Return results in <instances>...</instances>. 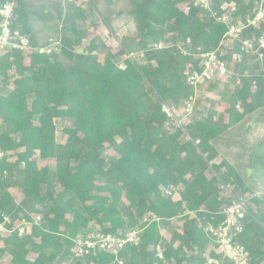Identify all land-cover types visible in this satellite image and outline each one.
Returning <instances> with one entry per match:
<instances>
[{"label": "trees", "instance_id": "obj_1", "mask_svg": "<svg viewBox=\"0 0 264 264\" xmlns=\"http://www.w3.org/2000/svg\"><path fill=\"white\" fill-rule=\"evenodd\" d=\"M62 1L0 0V7L13 5L10 28L31 47L59 43L50 53L0 51V224L13 230L31 223L29 234H0V261L8 255L10 264H111L114 257L101 251L76 258L74 239L140 228L139 243L119 253L126 264H204L217 255L208 250L203 222L218 225L228 204L220 178L247 201L249 216L235 244L249 264L264 263L263 197L226 161L212 164L216 176L208 164L218 156L213 141L264 111V49L245 54L240 44L264 36V22L244 30L223 57L241 54L231 64L240 83L231 82L224 125L208 117L187 120L185 141L160 109L165 102L182 110L193 93L186 67L198 70L199 56L215 51L230 25L252 17L256 0H207V8L195 0H89L87 9ZM223 3L234 12L220 10ZM212 13L228 16L226 23ZM99 23L114 32L132 24L133 31L121 50L100 54L102 42L88 38V27ZM57 120L71 121L62 127V141ZM151 214L157 219L143 223Z\"/></svg>", "mask_w": 264, "mask_h": 264}, {"label": "built area", "instance_id": "obj_2", "mask_svg": "<svg viewBox=\"0 0 264 264\" xmlns=\"http://www.w3.org/2000/svg\"><path fill=\"white\" fill-rule=\"evenodd\" d=\"M196 4L202 5L207 8V0H195ZM228 13L234 12L235 8L231 4L223 3L220 10H226ZM13 14V5L10 3L4 4L0 7V51L4 50H20V51H37L38 53H50V51H56L54 46H58V42H54L51 45L34 48L31 47L28 39L21 35L18 30H11L10 21ZM213 17H216L215 13H212ZM228 16L216 17L217 22H224ZM264 22V0H256L254 2L253 16L247 18L244 23L239 25H230L223 37V41L219 44L215 51L206 52L199 56V69L195 70L191 65H188L185 70V83L189 86L193 93L184 101L182 110L178 115H175L177 109H174L172 105L168 103H161V112L166 116L169 126L172 124L175 127L180 128L183 131V139L185 141L190 140V137L184 130V123L190 120V116L193 112V107L198 100L199 87L205 84L213 85L216 81L224 82L231 87L233 82L234 87L238 86L240 81L238 74L232 71L231 64L233 62H240L241 54H233L231 60L223 58L225 53L232 49L233 43L239 40V35L246 29L252 27L257 28ZM241 51L245 54H254L260 49H264V36L259 37L257 40H243L240 42ZM152 49H163L165 45L162 43H151ZM126 58L133 59L134 54L125 52ZM167 126V127H168ZM195 145L199 144V140H196ZM3 153L0 151V158ZM211 167V176L217 175L212 173L211 161L208 163ZM217 187L220 191V195L228 199L227 206L223 209V220L214 225L210 221L203 222L204 232L206 233L210 244L208 250L211 247L215 248L217 257H207L204 264H222L224 260L231 264H249L246 254L243 248L234 242L236 235L240 234L245 226V219L249 216L248 206L246 198L236 195L229 184L218 178ZM172 187L165 190L166 195H170ZM3 221L7 222L8 218L2 214ZM154 215L146 216L142 219L143 223H150L151 220H156ZM36 223V222H34ZM31 223L22 221L15 229L7 230L3 224H0V234L7 232L11 233L17 231V235L29 234ZM142 229L136 228L134 230L123 233L117 231L113 234H104L99 232L88 233L86 236L75 238V247L73 249V255L76 258H84L95 252H106L114 257L111 264H126L124 260L119 258V253L125 245H137L140 241V233ZM156 256L158 259L163 260L162 246L156 247ZM264 264V263H262Z\"/></svg>", "mask_w": 264, "mask_h": 264}, {"label": "rangeland", "instance_id": "obj_3", "mask_svg": "<svg viewBox=\"0 0 264 264\" xmlns=\"http://www.w3.org/2000/svg\"><path fill=\"white\" fill-rule=\"evenodd\" d=\"M68 1L71 0H63L62 3L65 4ZM75 1L77 4L82 5L84 9L91 6L89 0ZM88 30V38L96 36L102 42V46L99 49L100 54H113L122 49L123 37L133 31V25L129 24L120 28L117 32H114L106 28L102 23H99L96 24L95 29L93 25H90ZM54 47L56 50L58 49L57 45ZM124 56L126 58V55ZM120 60L121 58L115 59L119 66L123 68L124 65ZM230 89H227V85H225L219 89H212V91L208 90V96L206 99H208L210 103L211 100H217L216 102H220L221 104L217 106V110L224 113L226 109L224 100L225 97L228 96ZM198 95L200 96V90ZM173 108L177 109L175 106H173ZM206 109H208V107L204 105L200 106L196 102L194 104L190 120L193 118L196 119L199 116L209 118L210 114H207L208 112ZM180 112L181 110L178 108L175 115L179 116ZM70 124L71 121L69 120L56 121V138L58 141L63 140L61 131L62 127ZM213 146L229 163H231V165H233V167L241 175L245 186L251 189L254 194L259 197H263L264 199V111L261 110L248 115L243 122L227 129V131L223 134V139L213 141ZM106 154L105 159L109 161L111 158L110 154ZM41 164H45V161L41 162L39 165ZM9 192L15 202H19L21 200V192L17 187L11 188ZM35 222L38 224L39 219L36 218ZM163 232H165L164 229H162V233ZM0 264H10V256H4L1 259Z\"/></svg>", "mask_w": 264, "mask_h": 264}, {"label": "crops", "instance_id": "obj_4", "mask_svg": "<svg viewBox=\"0 0 264 264\" xmlns=\"http://www.w3.org/2000/svg\"><path fill=\"white\" fill-rule=\"evenodd\" d=\"M94 26V29L96 28L95 25ZM93 37V36H92ZM209 84H205L203 86H200L199 87V90H200V96L198 97V100L196 101L198 103V105H204L206 107H208L207 110V114H210V117L213 121L217 122L219 125H224L226 123V117H225V112L222 113L220 112V110H217V106H219V104H221L220 102H216L217 100H211V103L208 101V99H206V97L208 96L207 95V91H212V89H219L227 84H225L224 82H219V81H216L212 87L209 88L208 86ZM207 89V90H206ZM227 89H230V86L228 87L227 85ZM229 91V90H228ZM229 93V92H228ZM229 95V94H228ZM227 97V96H226ZM225 97V98H226ZM213 99V98H212ZM225 101V100H224ZM209 102V103H208ZM223 114V115H221ZM197 118H204L202 116H199ZM206 118V117H205ZM195 119V118H193ZM245 120V119H244ZM243 120V121H244ZM241 121V122H243ZM239 124V123H238ZM227 131V130H226ZM220 140V139H219ZM215 148V147H214ZM218 152V151H217ZM224 160L226 161L228 164L231 165V163H229L221 154L220 152H218V156L217 158H215L212 162H214L215 164H218L220 162V160ZM233 166V165H232Z\"/></svg>", "mask_w": 264, "mask_h": 264}]
</instances>
